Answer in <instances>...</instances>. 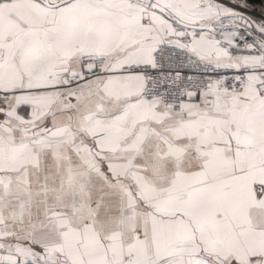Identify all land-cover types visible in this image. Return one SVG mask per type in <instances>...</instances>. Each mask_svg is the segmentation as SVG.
I'll list each match as a JSON object with an SVG mask.
<instances>
[{
    "label": "snow or ice",
    "instance_id": "snow-or-ice-1",
    "mask_svg": "<svg viewBox=\"0 0 264 264\" xmlns=\"http://www.w3.org/2000/svg\"><path fill=\"white\" fill-rule=\"evenodd\" d=\"M0 264H264V0H0Z\"/></svg>",
    "mask_w": 264,
    "mask_h": 264
}]
</instances>
